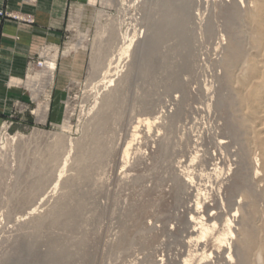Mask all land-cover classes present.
I'll use <instances>...</instances> for the list:
<instances>
[{"label":"rangeland","instance_id":"374dc122","mask_svg":"<svg viewBox=\"0 0 264 264\" xmlns=\"http://www.w3.org/2000/svg\"><path fill=\"white\" fill-rule=\"evenodd\" d=\"M247 6L73 9L61 46L14 79L0 112V264L263 263L242 244L246 231L263 240V175L230 90L256 52Z\"/></svg>","mask_w":264,"mask_h":264},{"label":"crops","instance_id":"0c3cea01","mask_svg":"<svg viewBox=\"0 0 264 264\" xmlns=\"http://www.w3.org/2000/svg\"><path fill=\"white\" fill-rule=\"evenodd\" d=\"M85 1L0 0V9L11 16H33L35 19V24H29L23 19H0V112L10 109L11 104L7 98L16 94L12 91L14 79L25 77L26 72L35 69L41 50L50 51L61 46L70 13L84 5ZM98 1L90 0V3L95 5ZM53 63L56 64V61L53 60L48 67ZM49 71L52 78L54 70Z\"/></svg>","mask_w":264,"mask_h":264},{"label":"bare ground","instance_id":"6f19581e","mask_svg":"<svg viewBox=\"0 0 264 264\" xmlns=\"http://www.w3.org/2000/svg\"><path fill=\"white\" fill-rule=\"evenodd\" d=\"M249 1L250 3H246V0H242L243 4L246 6L248 5L244 9L246 13L244 17L247 25H249L251 29L250 31L253 32L250 42H252V47L256 52L251 48L250 50L254 52V55L250 54L249 57L244 58V60H242L243 63L240 65L242 79H244V83L246 82L247 84H240L238 77H235V86H232L230 90L233 91L236 97H238V95L240 96L239 104L243 113L242 131H244L246 135V143L249 144L245 149H247L249 157L251 153L254 155L252 163L255 164L256 172L263 175L261 187H263L262 193L264 198V0ZM130 41V45L121 50V58L119 61L124 58L122 57L123 55H127L128 57L129 50L133 46L134 38ZM241 57L243 56L239 55L235 61L237 60L238 62ZM112 65L111 63L110 68L106 71L104 76L106 84L109 85L114 84L115 80L113 78L119 76L118 71H116L119 65L114 67L116 72L111 74ZM237 66H239V64ZM45 69L54 70L55 64L53 63L49 67L45 66ZM232 81H234V79H232ZM236 88H239V91H237ZM255 233L256 232L251 233L249 231L244 232L245 238L242 244L248 252L258 247L260 252H264V234L262 233L263 240L259 243L258 239L254 237L256 236ZM249 260L250 258L244 255L243 261L247 263ZM262 261L263 263H261L264 264V260Z\"/></svg>","mask_w":264,"mask_h":264},{"label":"built area","instance_id":"2783aa9c","mask_svg":"<svg viewBox=\"0 0 264 264\" xmlns=\"http://www.w3.org/2000/svg\"><path fill=\"white\" fill-rule=\"evenodd\" d=\"M3 16H4V12L0 9V17H3ZM39 64H40L41 67L44 66V64H42V63H39Z\"/></svg>","mask_w":264,"mask_h":264}]
</instances>
